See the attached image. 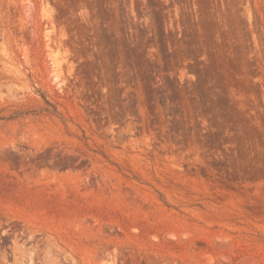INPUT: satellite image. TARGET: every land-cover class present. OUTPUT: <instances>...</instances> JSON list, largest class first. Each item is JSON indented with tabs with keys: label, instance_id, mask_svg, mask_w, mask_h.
<instances>
[{
	"label": "rangeland",
	"instance_id": "obj_1",
	"mask_svg": "<svg viewBox=\"0 0 264 264\" xmlns=\"http://www.w3.org/2000/svg\"><path fill=\"white\" fill-rule=\"evenodd\" d=\"M258 172L264 0H0V264H264Z\"/></svg>",
	"mask_w": 264,
	"mask_h": 264
},
{
	"label": "bare ground",
	"instance_id": "obj_2",
	"mask_svg": "<svg viewBox=\"0 0 264 264\" xmlns=\"http://www.w3.org/2000/svg\"><path fill=\"white\" fill-rule=\"evenodd\" d=\"M262 174H264V172H261V173L258 172V173L255 174V175H256V177H259V176H261ZM95 194H96L97 197L101 196V193H99V192H98V193L96 192Z\"/></svg>",
	"mask_w": 264,
	"mask_h": 264
}]
</instances>
